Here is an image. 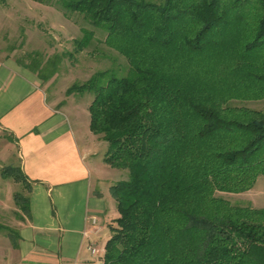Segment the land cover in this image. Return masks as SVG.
<instances>
[{
  "label": "trees",
  "instance_id": "trees-1",
  "mask_svg": "<svg viewBox=\"0 0 264 264\" xmlns=\"http://www.w3.org/2000/svg\"><path fill=\"white\" fill-rule=\"evenodd\" d=\"M38 1L82 15L127 61L67 90L92 92L89 129L127 170L109 186L102 264H264V208L217 194L264 176V112L233 103L264 99V0ZM2 175L26 187L18 166Z\"/></svg>",
  "mask_w": 264,
  "mask_h": 264
},
{
  "label": "crops",
  "instance_id": "crops-1",
  "mask_svg": "<svg viewBox=\"0 0 264 264\" xmlns=\"http://www.w3.org/2000/svg\"><path fill=\"white\" fill-rule=\"evenodd\" d=\"M69 113L47 98L34 72L0 58V211L15 209L13 194L21 185L2 175L6 166L19 167L28 200L25 213L17 210L15 235L0 231V264H102L104 247L93 236L112 202L84 142V135L99 136L89 126L88 134L79 132V121ZM90 214L98 217L95 233L86 220ZM92 242L98 253L88 250Z\"/></svg>",
  "mask_w": 264,
  "mask_h": 264
},
{
  "label": "rangeland",
  "instance_id": "rangeland-1",
  "mask_svg": "<svg viewBox=\"0 0 264 264\" xmlns=\"http://www.w3.org/2000/svg\"><path fill=\"white\" fill-rule=\"evenodd\" d=\"M82 28L92 30L93 38L84 49L77 51L74 41L83 35ZM104 36L102 29L90 25L82 15L64 11L53 1L46 3L38 0H0V58L9 57L20 64L37 67L38 71L34 74L44 88L47 98L64 104L69 114L79 121V132L85 134L89 132L88 104L92 92L67 91L68 88L85 81L97 70L111 68L125 72L127 69L125 57L109 48L103 41ZM233 103L264 112V99L235 100ZM93 138L84 135V142L90 147L93 160L102 174L101 187L112 202L107 220L104 219V223L100 221L102 230L93 236V240L97 241L103 250L109 235L106 222H112L117 215L109 183L126 178L127 170L104 162L107 143L100 138ZM12 160L17 164L15 155ZM20 184L16 186L15 192L25 196V187L21 182ZM217 194L232 203L264 208V176L259 175L247 191ZM14 208L0 211L1 224L11 228L16 226V214H19L17 210L21 213L24 211L18 205ZM112 217L114 218L111 219Z\"/></svg>",
  "mask_w": 264,
  "mask_h": 264
},
{
  "label": "built area",
  "instance_id": "built-area-1",
  "mask_svg": "<svg viewBox=\"0 0 264 264\" xmlns=\"http://www.w3.org/2000/svg\"><path fill=\"white\" fill-rule=\"evenodd\" d=\"M86 220L93 226L92 232H94V233L97 232V230H98V224H97L98 223V217L95 214H90V215H88ZM94 243H95V241H94ZM94 243L92 242V243H89L87 245L88 250H90V252L92 254L98 253V251H99L98 246Z\"/></svg>",
  "mask_w": 264,
  "mask_h": 264
}]
</instances>
